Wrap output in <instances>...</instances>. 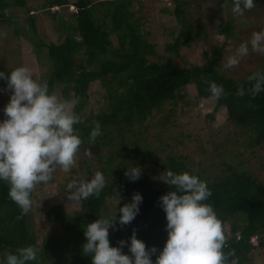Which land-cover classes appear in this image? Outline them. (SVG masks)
I'll return each mask as SVG.
<instances>
[{"label":"trees","instance_id":"trees-1","mask_svg":"<svg viewBox=\"0 0 264 264\" xmlns=\"http://www.w3.org/2000/svg\"><path fill=\"white\" fill-rule=\"evenodd\" d=\"M135 1L43 0L61 39L65 35L56 43L40 35L28 0H0V26L12 25L16 38L26 37L38 58L49 61L30 116L21 99L0 92V264H252V239L264 245V159L257 154H264V52L257 50L261 66L249 68L241 81L221 72L218 45L215 59L205 53L202 67L180 57L182 47L216 33L239 43L244 33L236 24L253 31V11H264V0H200L195 10L191 1L175 0L179 34L167 45L176 57L173 65L143 30L145 16H138ZM209 3L214 5L202 11ZM15 7L27 13L24 21L15 20ZM259 26L256 21L254 29ZM241 52L234 60L243 65ZM97 81L107 105L88 114L83 106ZM191 84L200 98H216V110L226 108L237 130L219 132L214 148L198 151L211 160L203 171L164 138L174 136L163 109L177 104ZM11 86L25 93L31 81L20 69L0 67V87ZM71 104L68 112L65 105ZM32 146L43 160L51 158L55 171L67 168L60 173V193L79 205L73 211L62 204L49 209L47 219L59 230L43 237L35 229L34 195L27 188ZM249 150L251 157L238 160ZM251 158L258 173L249 168ZM214 226L231 235L213 232Z\"/></svg>","mask_w":264,"mask_h":264},{"label":"rangeland","instance_id":"rangeland-1","mask_svg":"<svg viewBox=\"0 0 264 264\" xmlns=\"http://www.w3.org/2000/svg\"><path fill=\"white\" fill-rule=\"evenodd\" d=\"M192 2V6H195L194 10L197 9V4L200 0H189ZM214 5L213 3L206 4L202 8V11L208 10ZM32 7L31 14L38 15V30L42 37L48 41H54L56 43L61 42L65 35L61 39L62 32L56 27L57 20H54L48 15L43 9V0H28V7ZM135 10H138V16H145L143 20V30L150 31L149 39L152 43L157 46L158 54L165 60L170 61L173 65L176 63V57L174 53L168 51L167 45L173 43L179 34V26L177 17L174 15L175 11V0H136L134 4ZM260 8V7H258ZM57 9V8H55ZM73 7H70V11H73ZM259 10V9H257ZM12 14L16 17L15 20L24 21L27 17V13L22 8H13ZM195 12V11H194ZM252 21L253 31L245 33L248 28H242L238 26L240 22L236 24L240 34L243 32V39L237 43L235 38H227L225 35L216 33L212 38L208 40H197L192 43L190 47H182L180 49V57L191 64L192 66L202 67L205 65L207 58L205 53L210 58L215 59L213 55V49L218 47L223 48V60H219V68L224 75L231 76L238 81H241V74L247 72L250 68L252 70L257 69L261 66V56L257 54V50L264 52V11L261 9L258 12L255 10ZM227 13V12H225ZM224 14H218L221 19L225 16ZM192 15V14H191ZM193 16V15H192ZM206 16L203 20L208 21ZM259 22L262 26L255 28L257 32H261L258 37L255 34V23ZM220 21L216 20L213 22L214 27L220 25ZM210 31V29H208ZM250 40L245 46H250L248 49L243 50L245 41ZM241 49L242 63H236L234 57H239L237 53ZM49 65L48 57L43 56L40 60L35 53L34 46L30 40L26 37L16 38L14 35L12 25H1L0 26V67L8 66L12 69L22 70L25 75L30 79L31 86L27 88L25 93H18L16 87L11 86L8 89L0 87V92L3 91L8 98H17L16 102L21 99L26 104V117L34 111L36 103L33 95L35 94L41 82H43L45 72L48 71ZM43 79V80H42ZM184 95L177 104H167L163 109L165 116L166 126L172 129L174 139H167L173 145H176V149L181 151L185 156H191L192 161L190 166L196 171H203L207 169V163L211 160L206 161L205 155L201 152L207 150L210 151L214 148L213 142L219 143L218 133L222 132L226 136L232 135L237 131L235 126H231L227 120L226 108H219L216 110V98H200L198 96L197 88L194 84L185 87L182 90ZM106 90L100 82H93L89 88V101L83 106L84 112L91 114L100 112L103 108H106L107 101L104 99ZM22 95V96H20ZM4 105V100L0 98V109ZM74 105H65V110L72 112ZM213 114V117L210 115ZM160 115V113L158 114ZM19 118H25L24 114L19 113ZM50 115L45 114V128L51 127L48 118ZM153 130L146 132L147 138L152 141ZM214 137L216 139H214ZM154 140V139H153ZM156 143L161 144L159 139L155 140ZM157 145V144H155ZM167 152H170V148L166 146ZM252 150L246 151L243 157L240 159H247L251 157ZM258 155L263 156L262 151H257ZM28 158L34 162V165L29 167V172L32 181H29L27 188L33 192L32 206L34 211V224L35 229L40 237L47 234H52L59 230L52 222L47 219V212L49 209L57 204H62L68 211H73L78 208L74 202H69L61 193L60 188L64 178L60 173L67 171V168H58V171L54 170L56 165L52 162L51 158L46 161L43 160L40 148L32 146L27 154ZM46 157H49L46 156ZM250 160L249 168L254 173H258V163L255 160ZM59 160H57L58 162ZM59 163V162H58ZM194 165V166H192ZM216 167V165H215ZM160 170V169H159ZM220 172V171H219ZM53 177V179H50ZM115 201V200H114ZM209 223L211 215L209 214ZM210 226V225H209ZM213 230H218L224 234H230L228 231L213 227ZM41 242V238H40ZM258 237L252 239L253 246L248 257L252 264H264V245H261ZM255 248V249H254Z\"/></svg>","mask_w":264,"mask_h":264},{"label":"clouds","instance_id":"clouds-1","mask_svg":"<svg viewBox=\"0 0 264 264\" xmlns=\"http://www.w3.org/2000/svg\"><path fill=\"white\" fill-rule=\"evenodd\" d=\"M210 98H213V97H210ZM221 108H224V107H221ZM211 219V218H210ZM208 223H209V220H208ZM209 225L210 226H212L213 224H212V219L210 220V223H209ZM215 227V226H214ZM212 229H214V228H212ZM213 232H215V233H218L217 232V230H212ZM229 233H230V231H228ZM231 234H226V236H230ZM239 235H240V233H236V236H238L239 237Z\"/></svg>","mask_w":264,"mask_h":264}]
</instances>
